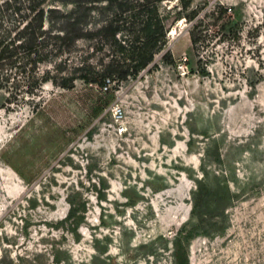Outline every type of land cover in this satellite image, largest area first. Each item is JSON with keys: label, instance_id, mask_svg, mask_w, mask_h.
<instances>
[{"label": "rangeland", "instance_id": "rangeland-1", "mask_svg": "<svg viewBox=\"0 0 264 264\" xmlns=\"http://www.w3.org/2000/svg\"><path fill=\"white\" fill-rule=\"evenodd\" d=\"M30 2L0 0V35ZM191 11L176 65L120 86H60L85 42L34 95L0 68V264H264V0Z\"/></svg>", "mask_w": 264, "mask_h": 264}, {"label": "trees", "instance_id": "trees-1", "mask_svg": "<svg viewBox=\"0 0 264 264\" xmlns=\"http://www.w3.org/2000/svg\"><path fill=\"white\" fill-rule=\"evenodd\" d=\"M194 1L31 0L21 21L0 35V68L25 71L29 67L27 87L34 95L42 82L56 83L50 72L40 76L41 67L49 63L62 70L77 45L85 42L89 51L60 86L69 89L76 80L101 90L111 84L120 86L158 69V57L167 66L176 65L168 39L172 24L185 18L194 29L204 25L197 12L191 11ZM173 2L167 9L166 4ZM218 9L210 14L220 21L228 10ZM200 39L191 33L194 48ZM6 81L0 76V88Z\"/></svg>", "mask_w": 264, "mask_h": 264}, {"label": "bare ground", "instance_id": "bare-ground-1", "mask_svg": "<svg viewBox=\"0 0 264 264\" xmlns=\"http://www.w3.org/2000/svg\"><path fill=\"white\" fill-rule=\"evenodd\" d=\"M181 21H182V20H180L179 23H180ZM171 31H172L171 34H170V35H171V38H174V37L178 36L179 33H178V29H177L176 27H174ZM170 35H169V36H170Z\"/></svg>", "mask_w": 264, "mask_h": 264}, {"label": "water", "instance_id": "water-1", "mask_svg": "<svg viewBox=\"0 0 264 264\" xmlns=\"http://www.w3.org/2000/svg\"><path fill=\"white\" fill-rule=\"evenodd\" d=\"M170 33H171V31H170Z\"/></svg>", "mask_w": 264, "mask_h": 264}]
</instances>
